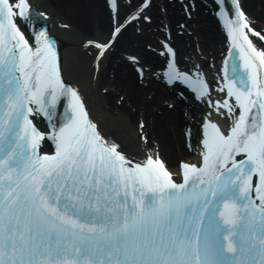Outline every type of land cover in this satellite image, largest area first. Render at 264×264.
<instances>
[{
  "label": "snow or ice",
  "instance_id": "1",
  "mask_svg": "<svg viewBox=\"0 0 264 264\" xmlns=\"http://www.w3.org/2000/svg\"><path fill=\"white\" fill-rule=\"evenodd\" d=\"M234 3V16L219 13L233 59L211 76L181 66L168 38L155 71L129 57L141 80L183 86L196 109L185 138L199 155L174 178L142 118L136 155L98 125L54 36L22 27L30 0H0V264H264V28ZM151 5L128 3L121 18L125 0H109L112 35L87 41L97 68ZM184 8L190 17L195 0Z\"/></svg>",
  "mask_w": 264,
  "mask_h": 264
},
{
  "label": "bare ground",
  "instance_id": "2",
  "mask_svg": "<svg viewBox=\"0 0 264 264\" xmlns=\"http://www.w3.org/2000/svg\"><path fill=\"white\" fill-rule=\"evenodd\" d=\"M30 1L48 22L50 35L61 41L65 73L83 90L92 115L108 135L118 142L123 141L132 154L142 153L144 149L138 128L142 118L145 121L144 131L152 141L160 144V153L171 167L178 166L180 159H193L197 155L195 141L189 147L185 138V127L192 122L191 116L196 109L189 101L180 98L178 91L167 90L161 82L156 84L150 80L158 79L157 76L149 75L147 79L141 80L131 66L133 62L126 55L129 52L137 53L144 65L152 64L155 67L151 69L157 70L163 58L146 46L148 43L153 44L156 38L158 40L160 35L153 29L158 30L159 22L163 21L166 26L175 27L172 34L180 53L191 49L192 54L196 55L195 41L198 38L202 53L208 58L216 57L217 40L221 34L218 23L209 12V5L200 4L195 13L192 10V18H188L184 8L188 0L184 3L165 0L158 6L154 3L153 19L145 25V32L136 34L128 29L123 39L119 40L117 49L110 51L109 59L104 60L107 62L103 59L99 61L100 71L94 78L95 50L90 47L87 52L81 43L89 38L100 40L108 34L112 21L105 0ZM243 3L251 16L264 25V0H243ZM162 7L166 11H162ZM179 22L186 26L182 35L177 34ZM173 101L174 106L169 107L168 104Z\"/></svg>",
  "mask_w": 264,
  "mask_h": 264
}]
</instances>
